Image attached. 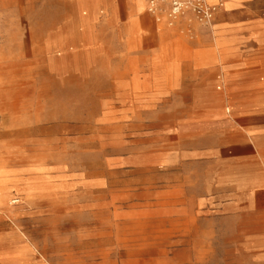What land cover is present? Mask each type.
<instances>
[{"label":"rangeland","instance_id":"rangeland-1","mask_svg":"<svg viewBox=\"0 0 264 264\" xmlns=\"http://www.w3.org/2000/svg\"><path fill=\"white\" fill-rule=\"evenodd\" d=\"M91 1L0 0L1 212L23 247L11 252L0 224V251L21 264H264V140L232 149L223 87H206L217 55L190 65L215 17L202 28L146 11L129 34L121 11L84 24Z\"/></svg>","mask_w":264,"mask_h":264},{"label":"crops","instance_id":"crops-1","mask_svg":"<svg viewBox=\"0 0 264 264\" xmlns=\"http://www.w3.org/2000/svg\"><path fill=\"white\" fill-rule=\"evenodd\" d=\"M209 1L216 3L217 0ZM220 1L222 6L214 20L215 34L212 39L208 38L206 46L194 48L190 65L193 72L199 74V67L203 65L199 63L198 54L213 51L217 55L219 61L206 65L208 97L215 95L214 85L219 80L223 87L222 94L219 95L223 99L220 120L224 125H229V130L235 136L232 149L246 152L253 150L257 154L260 151L259 142L264 140V11L257 4H252L254 0ZM100 7L112 17L121 11L126 18L129 34L134 32L141 18H150L146 15L144 0H92L89 10L80 9L79 12V16L82 14L85 18L84 24L90 18L99 16ZM186 18L181 22L184 27L189 26L184 24ZM231 35L236 36L235 40H230ZM250 44L256 51L248 52L244 58L239 57V46ZM215 68L219 73L217 78L213 72ZM4 203L5 200L0 199V224L9 228L8 235L14 240L11 252H17L23 248L21 233L17 224L10 220L13 218L7 216L8 213L1 212ZM20 262L18 255L12 256L0 251V264H21Z\"/></svg>","mask_w":264,"mask_h":264},{"label":"built area","instance_id":"built-area-1","mask_svg":"<svg viewBox=\"0 0 264 264\" xmlns=\"http://www.w3.org/2000/svg\"><path fill=\"white\" fill-rule=\"evenodd\" d=\"M147 12L153 17L165 15L169 25L185 15L202 27L211 26L222 2L209 4L207 0H144Z\"/></svg>","mask_w":264,"mask_h":264},{"label":"bare ground","instance_id":"bare-ground-1","mask_svg":"<svg viewBox=\"0 0 264 264\" xmlns=\"http://www.w3.org/2000/svg\"><path fill=\"white\" fill-rule=\"evenodd\" d=\"M219 1H220V0H217L216 3H211L209 0H207V2H208L209 4H217V3H219ZM146 11H147V10H146Z\"/></svg>","mask_w":264,"mask_h":264}]
</instances>
